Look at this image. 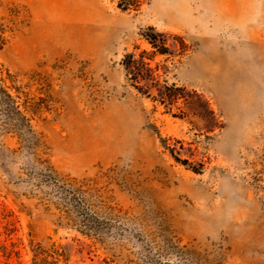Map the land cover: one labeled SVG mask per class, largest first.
<instances>
[{
    "label": "rangeland",
    "instance_id": "rangeland-1",
    "mask_svg": "<svg viewBox=\"0 0 264 264\" xmlns=\"http://www.w3.org/2000/svg\"><path fill=\"white\" fill-rule=\"evenodd\" d=\"M133 3L0 0V264H264V0Z\"/></svg>",
    "mask_w": 264,
    "mask_h": 264
},
{
    "label": "trees",
    "instance_id": "trees-1",
    "mask_svg": "<svg viewBox=\"0 0 264 264\" xmlns=\"http://www.w3.org/2000/svg\"><path fill=\"white\" fill-rule=\"evenodd\" d=\"M134 0H118V7L121 10H128L131 6H137L133 3ZM143 39L146 43L151 47L152 53L151 58L154 55H171L172 52L167 45V41L165 36L161 33L155 31V29L149 27L146 29L144 34L142 35ZM144 54L140 55L138 59L134 58V55L127 54L124 56L122 61L123 67L128 74L129 79L134 84H138L140 82H146V85L142 87H136L143 95H148L147 89L150 84L156 82L157 76L153 73L152 69L150 68V61L152 59L149 57L147 58L148 61H145ZM166 91V92H165ZM172 93L168 94L167 93ZM180 89H175L174 86L165 87L163 90H158L159 95V102L165 104L167 106H172L177 99V95ZM175 158V157H174ZM176 161L178 159L175 158ZM32 260L31 264H68L66 254L64 251H60V249H52L45 251L40 247H36L32 249Z\"/></svg>",
    "mask_w": 264,
    "mask_h": 264
}]
</instances>
